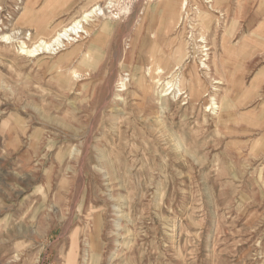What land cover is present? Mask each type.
<instances>
[{
	"label": "rangeland",
	"instance_id": "374dc122",
	"mask_svg": "<svg viewBox=\"0 0 264 264\" xmlns=\"http://www.w3.org/2000/svg\"><path fill=\"white\" fill-rule=\"evenodd\" d=\"M105 1L0 0V264H264V0H141L20 54Z\"/></svg>",
	"mask_w": 264,
	"mask_h": 264
},
{
	"label": "bare ground",
	"instance_id": "6f19581e",
	"mask_svg": "<svg viewBox=\"0 0 264 264\" xmlns=\"http://www.w3.org/2000/svg\"><path fill=\"white\" fill-rule=\"evenodd\" d=\"M207 3H209L210 9L212 11H214L213 9V0H205ZM191 0H182L181 6H180V10L185 12V14H188V9L190 6ZM215 7V6H214ZM103 5L102 3H94L93 5H91V7L89 9H85L78 17H76L72 22H70L68 25L63 26L62 29L57 30L56 33L51 37V38H45L43 37H38L39 39H36V41L33 43L32 46H28L26 45V43L22 42V45L20 46V54L26 55L28 54L29 56H38L41 53L47 52V53H52V54H57L63 47H65L67 44L72 43L73 41H78V38H80L82 36V33L84 34H88V30L87 28H85L84 23H89L91 20H93L95 17H99L101 14H104V11H102ZM198 8V7H197ZM216 8V7H215ZM180 13V12H179ZM105 15V14H104ZM182 16V14H181ZM179 16V17H181ZM180 19V18H179ZM178 24V23H177ZM179 25V24H178ZM210 29V28H209ZM13 31V30H12ZM15 31V30H14ZM19 32V31H18ZM199 32V31H198ZM207 32V31H206ZM205 32V33H206ZM18 34L17 31L16 32H11V33H3L2 35H0V39L3 41L8 42V40L13 38L14 34ZM29 33V32H28ZM21 34V33H20ZM31 34V33H30ZM202 34V33H201ZM215 34V33H214ZM24 35V34H22ZM31 36V35H30ZM24 37V36H22ZM27 37V36H26ZM201 39L199 38V40H197V42H203L204 45L201 46L202 48V56H205L206 58L202 57L201 60V66L202 68H206L207 70L210 71V66L209 64L206 62L209 60V56H210V51L211 48L209 47L208 43H207V38L206 37H202L200 35ZM213 37V36H212ZM19 38V37H18ZM188 39V38H187ZM16 40V38H15ZM13 41V40H12ZM10 42V41H9ZM264 49V48H263ZM180 53V52H179ZM215 55V54H214ZM218 55V54H217ZM177 58V57H176ZM178 59V58H177ZM219 59V58H217ZM155 60V59H154ZM157 61V60H156ZM155 61V62H156ZM195 61V58H194ZM217 61V60H216ZM215 61V62H216ZM214 62V63H215ZM219 63H221L219 61ZM180 62H178L174 69H180ZM213 64V63H212ZM222 64V63H221ZM220 64V65H221ZM161 65V64H160ZM159 66V65H158ZM215 67V66H214ZM150 68V67H149ZM205 69V70H206ZM157 70L159 72H162L163 69L160 67L157 68ZM203 70V71H205ZM216 70V69H215ZM179 72V71H177ZM190 72V71H189ZM193 72V71H192ZM180 73V72H179ZM180 75V74H179ZM185 75V74H184ZM183 75V76H184ZM199 75V74H198ZM190 77V76H189ZM192 77V76H191ZM190 77V78H191ZM198 78L200 79V77L198 76ZM159 79V78H158ZM179 79V78H178ZM193 79V78H192ZM213 79V78H212ZM143 80V79H141ZM140 80V81H141ZM145 80V79H144ZM191 80V79H190ZM179 81V80H178ZM123 82V81H122ZM172 81H169V83H171ZM222 79H215L214 80V84H222ZM125 83V82H124ZM140 83V82H139ZM173 83V82H172ZM179 83V82H178ZM168 85V84H167ZM126 86V85H125ZM124 86V87H125ZM162 86V84H161ZM160 86V87H161ZM177 86V85H176ZM167 86H165L166 88ZM172 87V86H171ZM170 87V89H171ZM123 88V87H122ZM164 88V89H165ZM218 87L214 86V91H217ZM150 90V88H149ZM169 90V89H168ZM155 91V90H154ZM180 95H181V90H178ZM156 92V91H155ZM164 92V91H163ZM184 92V91H183ZM208 92V91H207ZM162 94V93H161ZM160 94V95H161ZM168 95V91H165L164 94H162V97H166ZM186 95V94H185ZM214 97V96H213ZM183 102V101H182ZM186 102V101H185ZM186 104V103H184ZM209 107V105H208ZM214 110H213V109ZM222 105H221V101L220 103L216 101V99H212V106L209 107V111L213 110L214 113H218L217 117L219 118V113L222 112ZM221 117V116H220ZM217 119V118H216ZM220 119V118H219ZM34 175V174H33ZM25 179H33L32 173L31 172H27L24 175ZM39 193L41 194V197L43 198V203L47 202V191L44 187H41L39 190ZM32 208H33V203H31ZM120 209V208H119ZM27 216L29 217V214H27ZM30 218V217H29ZM28 218V219H29ZM27 219V221H28ZM26 221V222H27ZM26 227H28V229H24L25 232H28L29 226L27 225ZM31 231V230H30ZM87 256H88V263L87 264H93V261L95 259V246L93 243L87 242ZM111 259V258H110Z\"/></svg>",
	"mask_w": 264,
	"mask_h": 264
},
{
	"label": "built area",
	"instance_id": "2783aa9c",
	"mask_svg": "<svg viewBox=\"0 0 264 264\" xmlns=\"http://www.w3.org/2000/svg\"><path fill=\"white\" fill-rule=\"evenodd\" d=\"M22 2V0H18ZM141 0H106L102 5V11L111 13L115 18H121L122 16H127L131 9ZM122 4L120 7L118 4ZM30 33L28 36L30 37Z\"/></svg>",
	"mask_w": 264,
	"mask_h": 264
}]
</instances>
